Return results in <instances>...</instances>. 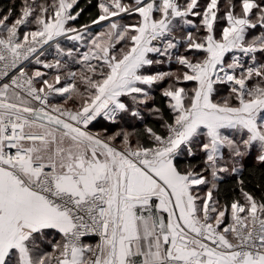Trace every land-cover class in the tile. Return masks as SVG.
Masks as SVG:
<instances>
[{
    "label": "snow or ice",
    "instance_id": "6c2138e0",
    "mask_svg": "<svg viewBox=\"0 0 264 264\" xmlns=\"http://www.w3.org/2000/svg\"><path fill=\"white\" fill-rule=\"evenodd\" d=\"M0 13V264H264V0Z\"/></svg>",
    "mask_w": 264,
    "mask_h": 264
},
{
    "label": "trees",
    "instance_id": "16d2710c",
    "mask_svg": "<svg viewBox=\"0 0 264 264\" xmlns=\"http://www.w3.org/2000/svg\"><path fill=\"white\" fill-rule=\"evenodd\" d=\"M19 4H20V0H0V8L4 9L5 11L7 10L9 6L15 5L16 7H18ZM81 5L86 6L87 0H81ZM92 12H94V9L86 7V12L83 14V20L87 21L89 18L88 14Z\"/></svg>",
    "mask_w": 264,
    "mask_h": 264
}]
</instances>
